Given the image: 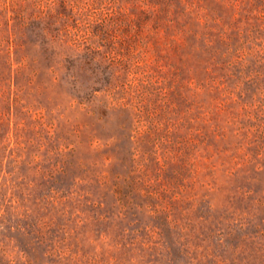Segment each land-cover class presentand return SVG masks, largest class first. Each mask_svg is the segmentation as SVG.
Returning a JSON list of instances; mask_svg holds the SVG:
<instances>
[{
	"label": "rangeland",
	"instance_id": "374dc122",
	"mask_svg": "<svg viewBox=\"0 0 264 264\" xmlns=\"http://www.w3.org/2000/svg\"><path fill=\"white\" fill-rule=\"evenodd\" d=\"M0 264H264V0H0Z\"/></svg>",
	"mask_w": 264,
	"mask_h": 264
}]
</instances>
